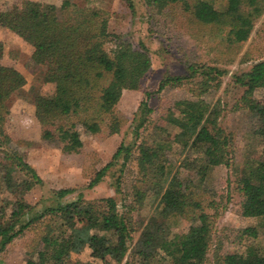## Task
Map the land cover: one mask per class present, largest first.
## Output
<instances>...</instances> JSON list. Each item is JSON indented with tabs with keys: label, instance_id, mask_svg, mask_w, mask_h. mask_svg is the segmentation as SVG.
<instances>
[{
	"label": "trees",
	"instance_id": "trees-1",
	"mask_svg": "<svg viewBox=\"0 0 264 264\" xmlns=\"http://www.w3.org/2000/svg\"><path fill=\"white\" fill-rule=\"evenodd\" d=\"M144 2L158 12L171 5H181L192 22L210 26L212 30L217 28V32L209 35L215 37L213 40L220 39L216 41L221 53L232 54L231 59L248 40L256 20L264 14V0ZM59 11V14L50 13L29 4L21 22L12 13L0 11V28L14 31L34 47L32 58L36 65L42 66V80L54 84L51 94L40 93L35 97V115L43 137L58 140L68 151L78 152L83 147L78 123L92 133L100 131L104 124L111 133L120 131L123 121L115 115L116 105L124 89L141 87L152 60L145 45L136 48L121 41L107 48V11L90 5L78 6L72 0H64ZM3 55L4 46L0 41V60ZM200 70L206 81H218L225 74V69L218 66L201 69L191 64L186 74H166L154 92L193 78ZM26 81L17 68L0 62L2 151L3 123L10 112L7 100ZM235 83L248 95L264 87V59L257 60L250 70L235 75ZM154 92L144 91L135 111L134 133L140 142L135 156L137 176L131 186L133 202L122 206H128L127 211L119 207L113 196L86 201L80 194L75 200L48 206L34 214V205L27 201L26 194L43 180L22 153L3 151L8 163L4 170L0 169V192L8 190L16 199L9 219L0 221V253L25 229L36 228L38 237L27 251L25 264H96L97 260L104 261L108 257L120 263L127 254L140 258L139 264H154L160 260L169 264L204 261L213 242L216 217L209 210L216 209L217 204L203 190L197 192L190 188H201L214 167L232 166L230 135L220 124L221 109L201 97L172 103L178 114L168 112L167 120L179 128L175 134L172 135L168 127L156 124L143 135L140 129L152 111L149 100ZM248 112L256 119L253 133L261 139L262 152L259 159L246 157L236 172V188L247 204L254 206L256 215L264 219V103L249 104ZM173 143L180 144L183 151L200 153L188 163L197 168L196 183L184 179V163L163 160L162 155ZM131 147L122 142L112 159L96 171L88 187L99 183L118 159L123 160V170L133 156ZM119 186L120 179L117 191L121 190ZM70 191V188L62 189L60 194ZM148 193L153 200L152 210L147 217L138 219L140 233L133 246L136 225L131 212L143 206ZM182 218L190 221L188 230L183 234L172 233L173 222ZM76 221L83 222L82 228L92 231L88 239L91 259L87 261L71 260L75 242L72 226ZM216 257L215 264H264V244L248 245L244 254L226 252Z\"/></svg>",
	"mask_w": 264,
	"mask_h": 264
},
{
	"label": "rangeland",
	"instance_id": "rangeland-1",
	"mask_svg": "<svg viewBox=\"0 0 264 264\" xmlns=\"http://www.w3.org/2000/svg\"><path fill=\"white\" fill-rule=\"evenodd\" d=\"M63 1L0 0V11L12 13L16 20L21 22L25 18L27 5L34 4L42 11L59 14ZM72 1L78 6L90 5L107 11L109 15L107 48L121 41L131 43L136 48L145 45L152 65L142 78L139 89L123 90L115 110V115L123 121L120 131L111 133L104 124L100 131L92 133L78 123L77 129L83 140V147L78 152H70L58 140L43 137L41 125L35 115L36 95L51 94L54 91V84L42 80V66L36 65L32 58L34 47L14 31L0 28V41L6 55L3 63L16 65L27 79L26 83L7 100L10 112L3 123L2 141L5 151L22 153L43 180V183L35 185L26 194L27 201L34 205L32 213H39L57 203L75 200L80 194L86 201L113 196L119 207L123 204L131 205L133 202L131 186L137 176L135 156L138 155L137 145L140 142V138H135L134 116L144 97V91H156L160 80L166 74H186L191 64L201 69L204 66H218L225 69V74L218 81H206L200 70L193 78L176 85H168L160 92H154L149 100L152 111L140 132L146 135L158 124L168 127L171 134H175L179 128L167 120V115L168 112L178 114L177 109L172 106L176 100L201 97L217 105L221 109L220 124L230 135L233 162L230 167L225 165L214 167L201 188L197 186L190 188L197 192L203 190L205 195L214 198L217 204L216 209L209 210L216 215L213 242L201 264H215L216 255L226 252L244 254L248 245L264 244V219L256 215L254 206L247 204L246 198L236 188V172L245 163L246 157L261 158V139L253 133L256 119L249 114L248 106L252 103H264V87H259L248 95L243 87L235 83V75L250 70L257 60L264 59V14L256 20L248 40L243 43L234 59H231L232 54L221 53V47L216 41L219 42L220 39L213 40L215 37L209 35L218 29L212 30L210 26L192 22L190 14L181 5H171L163 12H158L144 0ZM0 62L2 63V59ZM23 141H27L28 144ZM122 142L133 146L131 160L121 170L123 160L118 159L99 183L88 187L96 171L112 159ZM3 151L0 150L1 170H4L8 163ZM199 154L183 151L180 144L173 143L162 158L167 163L172 161L182 162V165L184 163L186 165L183 170L184 179L196 183L199 177L197 168L188 163L197 159ZM118 179L120 191H117ZM66 188L72 191L65 195L60 194V190ZM15 199L16 195L8 190L0 192V221L5 222L9 219ZM152 206L153 200L148 193L143 206L131 212L136 225L133 246L137 243L140 233L138 219L147 217ZM127 207L122 209L127 211ZM82 225L83 222L76 221L72 226L75 237L72 261L91 259L88 239L92 231L82 228ZM189 226L190 221L182 218L173 222L171 231L183 234ZM37 237L36 228L25 229L0 253V264H25L27 251L31 249ZM139 261L140 258L134 259L131 254H127L120 263L108 257L104 261L97 260L96 264H139ZM154 264L169 263L160 260Z\"/></svg>",
	"mask_w": 264,
	"mask_h": 264
},
{
	"label": "crops",
	"instance_id": "crops-1",
	"mask_svg": "<svg viewBox=\"0 0 264 264\" xmlns=\"http://www.w3.org/2000/svg\"><path fill=\"white\" fill-rule=\"evenodd\" d=\"M4 30V29H3ZM33 51V50H32ZM5 59H6V55H5V51H4V55H3V57H2V63L3 62H5ZM3 64H7V63H3ZM7 65H10V66H14L15 68H17L18 70H20L21 71V69L20 68H18L16 65H14V64H7Z\"/></svg>",
	"mask_w": 264,
	"mask_h": 264
}]
</instances>
